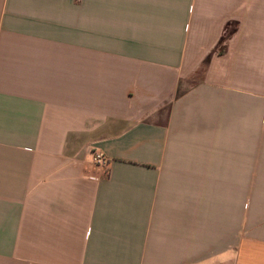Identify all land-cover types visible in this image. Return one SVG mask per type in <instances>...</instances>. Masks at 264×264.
Returning a JSON list of instances; mask_svg holds the SVG:
<instances>
[{"label": "crops", "instance_id": "crops-1", "mask_svg": "<svg viewBox=\"0 0 264 264\" xmlns=\"http://www.w3.org/2000/svg\"><path fill=\"white\" fill-rule=\"evenodd\" d=\"M0 264H264V0H0Z\"/></svg>", "mask_w": 264, "mask_h": 264}, {"label": "built area", "instance_id": "built-area-1", "mask_svg": "<svg viewBox=\"0 0 264 264\" xmlns=\"http://www.w3.org/2000/svg\"><path fill=\"white\" fill-rule=\"evenodd\" d=\"M92 160L95 168L101 171L103 175L107 176L109 174L110 161L104 154L97 152L93 154Z\"/></svg>", "mask_w": 264, "mask_h": 264}, {"label": "rangeland", "instance_id": "rangeland-1", "mask_svg": "<svg viewBox=\"0 0 264 264\" xmlns=\"http://www.w3.org/2000/svg\"><path fill=\"white\" fill-rule=\"evenodd\" d=\"M230 30H231V27H228V28H227V33H228Z\"/></svg>", "mask_w": 264, "mask_h": 264}]
</instances>
